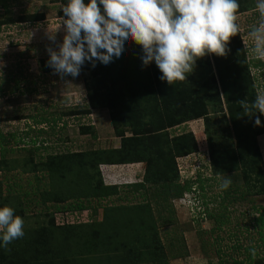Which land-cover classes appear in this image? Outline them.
I'll return each instance as SVG.
<instances>
[{
  "label": "trees",
  "instance_id": "obj_1",
  "mask_svg": "<svg viewBox=\"0 0 264 264\" xmlns=\"http://www.w3.org/2000/svg\"><path fill=\"white\" fill-rule=\"evenodd\" d=\"M58 2L59 16L66 19L62 8L68 0ZM0 4L7 9L6 3L0 0ZM239 4L238 14L253 10L255 0H239ZM25 18L35 20L30 16ZM3 23L0 20V27ZM227 47L225 56L208 54L198 58L187 79L173 85L159 78L162 73L155 62L143 65L140 59L143 49L134 41L126 44L123 56L111 64L97 62L86 83V103L72 105L62 115L78 116L79 120L92 110L106 109L120 146L66 150L39 156L36 161L31 156L18 163L0 158V172H12L19 167L22 173L32 175L26 185L10 183L9 176L0 179V207L10 206L24 219L25 233L7 248L0 247V264H168L174 255L169 257L165 251L152 205L167 204L172 212L169 202L173 199L188 194L191 203L199 206L198 198L204 197L202 193L209 179L200 168L183 176L178 164V158L198 151L194 133L171 132L195 119L203 121L212 178L240 171L243 198L264 195V167L256 141L264 133V116L259 113L248 116L239 104L241 100L249 104L254 101L258 85L257 76L251 70L261 69L257 75L263 76L264 62L248 57L241 33L233 36ZM48 60L47 57L39 60L44 72L53 70ZM85 64L92 66L89 62ZM3 94L0 85V96ZM255 114L259 115L261 126H255ZM62 115L34 114L29 118L35 125L47 124L53 128ZM93 130L91 125L79 126L81 134H91L96 139ZM221 137H225L223 147H220ZM6 140L0 132V147ZM36 141L33 138L26 143L35 145ZM40 148L47 149L42 140L35 146ZM134 162L144 165L141 182L104 184L100 164ZM224 191L226 199L230 191ZM207 202L203 198L201 204L207 205ZM97 207L102 209L99 220L60 224L55 221V212L79 213L92 209L91 217ZM253 208L258 214L254 221L261 234L259 246L264 252L261 231L264 205ZM32 215L38 218L34 224ZM198 215L197 221L212 216L207 208ZM251 247L247 248L248 262L234 259L233 264H264V253L255 252L253 256Z\"/></svg>",
  "mask_w": 264,
  "mask_h": 264
},
{
  "label": "rangeland",
  "instance_id": "obj_2",
  "mask_svg": "<svg viewBox=\"0 0 264 264\" xmlns=\"http://www.w3.org/2000/svg\"><path fill=\"white\" fill-rule=\"evenodd\" d=\"M1 1L7 4V9L0 4V20L4 21L0 27V85L4 91L0 96V132L7 140L0 147V158L18 163L31 156L36 161L39 156L43 158L66 150L105 147V142L110 143L113 133L105 113L94 111L92 115L79 120L78 116L62 115L72 105L86 103V83L93 67L84 64L77 77H61L54 74V69L44 72L39 67L41 58H50L46 48L50 46L58 51L66 34L62 23L64 18L59 16L61 6L58 0ZM258 15L254 10L238 14L237 23L240 25L245 47L246 44L248 47L252 45L247 33L250 26L257 23ZM29 16L35 20H26L25 17ZM49 33L55 35V42L48 39ZM248 57L254 56L248 54ZM260 71L261 69L252 68L251 73L257 76L258 89H264V75H257ZM34 114L49 117L62 115L63 118L51 128L47 124L35 125L29 118ZM64 122L67 125H63ZM83 123L96 126L97 129L93 128V131L101 140L92 138L91 134H81L79 126ZM221 126L224 128V125ZM203 129L202 119H195L171 130L173 133L192 131L198 145L196 153L178 158L182 175L200 168V172L209 180L202 193L204 197L198 198L199 206L191 203L188 194L169 202L172 212L167 204L160 207L152 205L165 251L169 257L174 255V258L168 259V264H233L234 259L248 262L247 248L252 246L251 251L255 250L258 255L264 253L259 246L261 234L254 221L258 214L253 208L264 205V195H247L243 198L244 187L240 171L221 173L215 179L212 178ZM33 138L37 140L35 145L26 143ZM39 140L43 141V147L47 149H35ZM256 141L264 167V133L258 135ZM219 142L220 147H223L225 137H221ZM5 176H9L10 183L20 182L23 185H26L27 179L32 180V175L22 173L19 167L12 172H0V179ZM218 177L221 179H217ZM224 178L231 179V184L226 189L230 191L226 199L223 198L225 191L220 187ZM234 188L237 190L232 193ZM203 198L208 201L207 205L201 204ZM204 208L212 216H205L197 221L196 218H200L199 211ZM91 213L92 209L79 213L64 211L55 212L54 217L58 224L99 220L102 209L97 207V212L90 217ZM217 215L219 218H216ZM37 219L32 215V224ZM261 231L264 233V228Z\"/></svg>",
  "mask_w": 264,
  "mask_h": 264
},
{
  "label": "clouds",
  "instance_id": "obj_3",
  "mask_svg": "<svg viewBox=\"0 0 264 264\" xmlns=\"http://www.w3.org/2000/svg\"><path fill=\"white\" fill-rule=\"evenodd\" d=\"M239 9V0H68L62 8L66 34L58 51L46 48L47 63L54 74L77 77L85 62L93 68L97 62L109 65L134 41L143 49V65L155 62L159 78L173 85L187 79L198 58L227 54L230 39L240 33ZM253 10L258 21L247 33L252 45L246 44V51L264 61V0H255ZM48 39L55 42L56 37L49 33ZM239 104L248 116L264 115V89H257L251 104ZM256 114L255 126H261ZM230 184L224 178L220 187L226 190ZM24 235V219L12 207H0V247Z\"/></svg>",
  "mask_w": 264,
  "mask_h": 264
},
{
  "label": "crops",
  "instance_id": "obj_4",
  "mask_svg": "<svg viewBox=\"0 0 264 264\" xmlns=\"http://www.w3.org/2000/svg\"><path fill=\"white\" fill-rule=\"evenodd\" d=\"M94 111H100L102 113H105L107 119L110 121L109 114L106 109H95L92 110L90 114L92 115ZM83 124L86 125V123ZM93 128L97 129L96 126H93ZM97 138L101 140L100 137ZM105 144V148H117L120 146V138L114 136V134L112 133L110 143L105 142ZM99 170L105 185H133L135 183L141 182L143 180L144 175V165L142 162H134L127 164H100Z\"/></svg>",
  "mask_w": 264,
  "mask_h": 264
}]
</instances>
